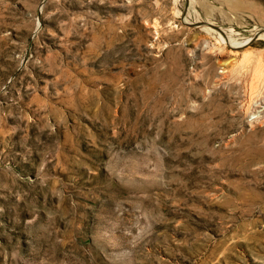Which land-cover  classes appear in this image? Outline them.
I'll use <instances>...</instances> for the list:
<instances>
[{"label": "rangeland", "instance_id": "obj_1", "mask_svg": "<svg viewBox=\"0 0 264 264\" xmlns=\"http://www.w3.org/2000/svg\"><path fill=\"white\" fill-rule=\"evenodd\" d=\"M263 29L264 0H0V264H264Z\"/></svg>", "mask_w": 264, "mask_h": 264}, {"label": "water", "instance_id": "obj_2", "mask_svg": "<svg viewBox=\"0 0 264 264\" xmlns=\"http://www.w3.org/2000/svg\"><path fill=\"white\" fill-rule=\"evenodd\" d=\"M185 22H186V21H185ZM186 23H188V22H186ZM193 25H195V24H193ZM207 25H208V26H212L211 23H207ZM217 29H218L221 33H224V34H225V32H224L221 28H217ZM262 33H264V29L261 30V31H259V32H257L256 35H255L254 37H252V38H251L250 40H248L246 43H244V44H242V45H239V47H243V46L247 45V44L250 43L252 40H254V39L260 37Z\"/></svg>", "mask_w": 264, "mask_h": 264}, {"label": "bare ground", "instance_id": "obj_3", "mask_svg": "<svg viewBox=\"0 0 264 264\" xmlns=\"http://www.w3.org/2000/svg\"><path fill=\"white\" fill-rule=\"evenodd\" d=\"M264 35V34H263Z\"/></svg>", "mask_w": 264, "mask_h": 264}]
</instances>
